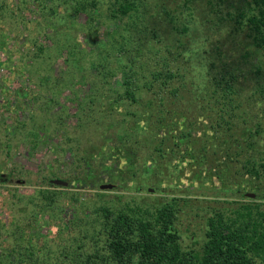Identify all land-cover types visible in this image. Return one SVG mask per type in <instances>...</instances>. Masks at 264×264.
I'll use <instances>...</instances> for the list:
<instances>
[{"label": "rangeland", "instance_id": "374dc122", "mask_svg": "<svg viewBox=\"0 0 264 264\" xmlns=\"http://www.w3.org/2000/svg\"><path fill=\"white\" fill-rule=\"evenodd\" d=\"M184 2L151 0L150 16L169 43L174 45L178 38L188 44L192 50L187 55L188 82L199 86L189 83L180 97L166 105L163 118L154 114V123L145 119L147 112H143L144 118L133 127L140 129L138 143L134 152L128 153L116 148V125L100 136V130L89 133V129L79 128L76 124H83L81 119L62 118L64 112L52 114L58 106H49V86L39 81L45 71L36 74L43 67L51 66L58 74L66 68L57 47L51 46L48 59L42 62V55L34 54L37 45L51 44L49 37L64 38L65 30L80 48L88 47L81 28L70 26L66 14L60 15L64 23L53 24L54 17L47 23L39 9L43 1L0 0V220L7 228L24 220L34 204L43 201L41 195L46 190L56 197L52 212L59 210L56 204L64 206L60 224L41 225L40 234L52 245L67 236L64 223L75 215L101 206L154 208L175 199L180 244L184 249L199 250L213 209L230 212L244 203L264 209V169L256 177L247 173L245 166L248 160H264V50L251 43L247 27L232 19L244 0H188L192 20L187 33L179 35L172 31L162 5L180 8ZM64 7L59 8L61 13ZM216 18L220 19L217 25ZM34 37L37 45L32 42ZM84 57H88L86 52ZM22 64L32 75L21 72ZM222 64L242 69L234 107L227 109L214 97L202 95L207 78ZM75 67L80 68L79 64ZM18 88L41 98L34 103L33 97H28L21 106L16 98ZM77 88L83 91L85 87ZM56 92L59 101L71 106L64 101L69 89ZM38 103L47 111L40 112ZM33 128L45 134L29 154L26 147L30 143L22 137ZM62 146H78L75 161L69 150L59 151ZM129 156H134V164ZM50 170L60 177L48 175ZM44 175L51 177L47 179L51 185L44 182ZM55 179L66 183L51 182ZM103 183L114 186L100 188ZM8 242L13 244L10 238Z\"/></svg>", "mask_w": 264, "mask_h": 264}, {"label": "trees", "instance_id": "16d2710c", "mask_svg": "<svg viewBox=\"0 0 264 264\" xmlns=\"http://www.w3.org/2000/svg\"><path fill=\"white\" fill-rule=\"evenodd\" d=\"M41 1L45 5L42 3L39 9L47 23L51 17L55 19L53 24L64 23L65 18L60 20V15L66 14L72 22L69 25L79 26L88 41V47L80 48L65 30H62L64 38L49 37L51 44L37 45V38H33L37 45L34 54L38 57L41 54L42 62L48 59L51 46L57 47L65 59L66 68L59 74L51 66L36 70V74L45 71L39 81L49 86L50 95L46 96L49 106H58L52 114L64 112L62 118L81 119L84 123L76 124L79 128L89 129V133L100 130V136L106 128L116 125V148L133 153L140 131L133 127L144 118L142 113L146 111L145 119L154 123L157 121L152 119L154 114L163 118L166 105L180 97L189 83L195 88L199 86L192 80L188 82L186 63L192 50L181 39L176 38L172 45L164 38V30L158 29L150 16L151 0ZM187 1L180 8L162 5L172 31L179 35L187 33L192 20ZM244 1L245 4L235 8L232 19L247 27L251 43L264 50V0ZM63 5L64 13H61L59 8ZM213 20L217 25L220 19ZM85 52L88 57H84ZM78 64L80 68L75 67ZM20 69L25 76L32 75L24 64ZM241 71L238 65L222 64L207 78L202 95L214 97L226 109L234 107ZM79 86H84V90L80 91ZM64 89H69L64 101H69L71 106L59 101L56 91ZM16 94L21 106L28 97L41 98L40 94H25L20 88ZM46 108L41 106L40 112L47 111ZM34 130L22 137L30 143L26 147L29 154L36 150L38 140L45 134ZM77 149L78 146H62L59 151L69 150L75 161ZM129 159L134 164V156ZM245 166L247 173L259 177L264 160L260 163L248 160ZM48 175L60 177L54 170ZM48 175L42 179L51 185ZM41 197L43 201L35 203L34 209L24 220L14 223L12 229L0 220L3 240L0 264H264V209L257 204L244 203L230 212L213 209L206 219L205 240L195 250L184 249L180 244L175 199L154 208L139 204L101 206L75 215L64 223L67 236L52 245L40 234L41 225L60 224L59 213L64 206L56 204L59 210L52 212L56 197L51 190L43 192Z\"/></svg>", "mask_w": 264, "mask_h": 264}, {"label": "water", "instance_id": "95a60500", "mask_svg": "<svg viewBox=\"0 0 264 264\" xmlns=\"http://www.w3.org/2000/svg\"><path fill=\"white\" fill-rule=\"evenodd\" d=\"M51 182H54V183H59V184H65L66 182L65 181H62V180H58V179H55V180H51ZM114 186L113 183H103V184H100V188H112ZM248 195H253V194H248Z\"/></svg>", "mask_w": 264, "mask_h": 264}]
</instances>
